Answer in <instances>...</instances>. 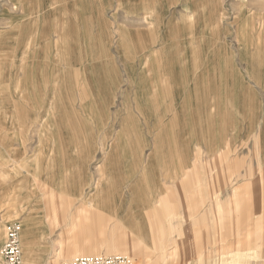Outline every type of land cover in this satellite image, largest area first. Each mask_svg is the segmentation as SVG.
Segmentation results:
<instances>
[{
	"label": "rangeland",
	"instance_id": "obj_1",
	"mask_svg": "<svg viewBox=\"0 0 264 264\" xmlns=\"http://www.w3.org/2000/svg\"><path fill=\"white\" fill-rule=\"evenodd\" d=\"M53 192L113 194L138 264H264V0H0V247ZM51 210L23 264L79 254Z\"/></svg>",
	"mask_w": 264,
	"mask_h": 264
},
{
	"label": "crops",
	"instance_id": "obj_2",
	"mask_svg": "<svg viewBox=\"0 0 264 264\" xmlns=\"http://www.w3.org/2000/svg\"><path fill=\"white\" fill-rule=\"evenodd\" d=\"M113 151L111 150V153L109 154V160L111 159L112 154H114ZM158 152L159 149L157 145V149L156 146L155 149L153 148V150L151 151V155H149V158L150 157L152 158L154 156L157 157ZM164 161H166V159H164ZM167 163L168 162H166L165 165L163 164L162 167L163 168L164 166L166 167ZM78 187H81V181H79ZM101 187L102 185H100V190H99L98 185L96 186V193H99L100 191L102 192ZM139 188L140 191L143 193H146V191L147 192L151 191L150 187L148 188V190H146V186L143 184H140ZM134 189H130V192L134 193L135 192ZM176 191L177 188H175V186L171 187L169 192L170 195H166V194L164 195L160 192L159 194L157 193L156 195H154V197L151 198L152 199L151 201H148V199H146L145 195H143L142 193L141 195H143V202H142L143 207L147 208L148 206H150L152 209V213L155 215L157 209L156 206H152V205L153 203H159L162 210L172 212L173 209L172 207H170V204L168 205V202L172 201L176 197L175 195ZM56 194H58L62 200H59L58 202H53L52 205H45L44 214L41 215L42 218L39 219V216H29L22 220L21 237H23L25 241L24 243L22 241L24 247L28 241L29 236L33 232L37 231V233H39L41 231V229H38V225L42 224V222L40 221L44 220L46 222L56 217L57 213L56 212L53 213L51 210L53 205L55 207H61L63 205V207L65 208L75 205L76 224L74 227H72V233H76L77 236L75 238H77L78 239L77 241L79 242H77V246H75V249H73L74 252H77L79 254H87V255L100 254L102 252L103 254L108 255L111 251L109 248L104 249L97 245V242L101 240L118 241L116 243L117 244L116 250L119 252H117L116 254L119 253L123 254V251H129L127 248L130 245L133 249L140 251L139 244L137 242H134L135 239L132 238L131 239L133 241L132 242L130 241V237H126L129 234H131L130 231L127 232L126 230H124L122 232H119V231H111L109 228L108 230L106 229V227L109 226V218L104 214V212L110 210L112 206H114V202L111 199V195L113 194L110 195L103 194L101 196L94 195L93 196L94 198L92 200H83V199L75 200L70 195L66 196L59 193ZM71 195L74 196L73 192ZM86 203L88 205H86ZM136 223L140 228V225H142V219H138ZM133 225L135 229L136 224ZM129 227L132 229V225ZM118 235H123V237H119Z\"/></svg>",
	"mask_w": 264,
	"mask_h": 264
},
{
	"label": "built area",
	"instance_id": "obj_3",
	"mask_svg": "<svg viewBox=\"0 0 264 264\" xmlns=\"http://www.w3.org/2000/svg\"><path fill=\"white\" fill-rule=\"evenodd\" d=\"M0 264H23L21 225L9 221L4 226V241L0 247ZM61 264H138L124 254H79L64 260Z\"/></svg>",
	"mask_w": 264,
	"mask_h": 264
},
{
	"label": "bare ground",
	"instance_id": "obj_4",
	"mask_svg": "<svg viewBox=\"0 0 264 264\" xmlns=\"http://www.w3.org/2000/svg\"><path fill=\"white\" fill-rule=\"evenodd\" d=\"M21 225V224H20ZM120 254V253H119ZM125 255V254H124Z\"/></svg>",
	"mask_w": 264,
	"mask_h": 264
}]
</instances>
